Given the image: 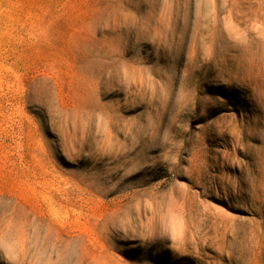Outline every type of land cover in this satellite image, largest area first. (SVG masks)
<instances>
[{"label":"rangeland","instance_id":"374dc122","mask_svg":"<svg viewBox=\"0 0 264 264\" xmlns=\"http://www.w3.org/2000/svg\"><path fill=\"white\" fill-rule=\"evenodd\" d=\"M0 264H264V0H0Z\"/></svg>","mask_w":264,"mask_h":264}]
</instances>
